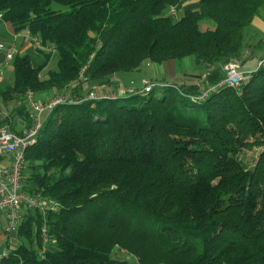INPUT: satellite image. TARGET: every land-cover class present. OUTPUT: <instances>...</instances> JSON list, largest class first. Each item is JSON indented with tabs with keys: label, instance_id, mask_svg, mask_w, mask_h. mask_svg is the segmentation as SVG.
<instances>
[{
	"label": "trees",
	"instance_id": "1",
	"mask_svg": "<svg viewBox=\"0 0 264 264\" xmlns=\"http://www.w3.org/2000/svg\"><path fill=\"white\" fill-rule=\"evenodd\" d=\"M182 1L0 0L2 20L16 34L28 30L45 58L37 66L15 55L12 86L0 90V105L21 101L27 130L26 93L69 90L83 69L110 87L148 63L193 58L200 68L186 74L195 83L152 79L147 95L47 113L26 151L23 190L56 207L26 213L20 245L0 264H129L126 255L137 264H264V66L239 90L193 99L226 65L244 70V32L264 0H199L179 18L166 14ZM53 57L57 69L44 76ZM78 88L72 94L85 98ZM6 126L23 134L8 118ZM254 148L261 152L248 165L241 155Z\"/></svg>",
	"mask_w": 264,
	"mask_h": 264
},
{
	"label": "built area",
	"instance_id": "2",
	"mask_svg": "<svg viewBox=\"0 0 264 264\" xmlns=\"http://www.w3.org/2000/svg\"><path fill=\"white\" fill-rule=\"evenodd\" d=\"M199 1V0H198ZM169 16L171 18H179L182 16L180 7L173 6L169 9ZM3 16L0 14V20ZM27 38H31L37 46L40 42L34 39L28 30L23 31ZM0 51L6 54V59L12 61L15 56L13 48H7L0 45ZM263 61L260 62L259 67L263 66ZM225 77L218 83L212 84L201 89L198 97L193 98L195 101H203L209 95L216 93L222 88L240 89L241 83L246 78L249 72L242 71L241 65L238 63H231L224 67ZM86 69H83L78 77V80L71 85V89L78 87V84L86 82L88 78L85 76ZM0 76L2 72L0 71ZM121 84V83H120ZM158 85L150 81H143L141 87L130 86L125 87L120 85L121 94H116L108 90L105 86L94 88L85 98H70L66 99L64 95H59L55 98L47 99L45 102H40L34 92L28 91L25 95V103L29 118L32 122L31 128L26 130L22 135L12 132L8 127L0 128V158L10 157L11 161L1 171L0 177V214L5 218L6 233H16L22 224L24 217L28 211L40 210L43 214L56 205L53 202L43 200V202L35 197H31L23 190L24 170H25V155L29 147L34 145L36 136L42 126L44 116L51 112L54 107L64 102L81 103L86 100H97L103 98H115L126 93L147 95ZM43 241L46 244L48 237L46 230L42 232ZM45 248L43 247L41 254ZM124 252V251H123ZM124 255V254H121ZM122 257V256H121Z\"/></svg>",
	"mask_w": 264,
	"mask_h": 264
},
{
	"label": "rangeland",
	"instance_id": "3",
	"mask_svg": "<svg viewBox=\"0 0 264 264\" xmlns=\"http://www.w3.org/2000/svg\"><path fill=\"white\" fill-rule=\"evenodd\" d=\"M54 9H62L61 7L54 5ZM169 11L166 12L168 15ZM257 21V22H256ZM262 45H259L261 44ZM50 51V49H48ZM48 50H46L48 52ZM41 54V53H40ZM264 58V12L262 13V16L258 17L255 19L253 25H251L249 28H247L244 32V50L242 52V59L246 61V63L243 65L244 70H247L248 68H257L259 67L260 60ZM45 61V58L43 54L39 56V61L36 62L35 65H40ZM264 62V61H263ZM264 66V63H263ZM11 67V66H10ZM57 69V59L53 57L46 68L43 70L42 74L45 76L47 72L52 71ZM3 74L4 71L0 70ZM200 68L196 67L194 63L193 58H188L184 60L180 64H163V65H158V64H152L148 63L145 64L143 67V70L138 73H133L130 75L124 76L123 81H119L117 78L115 79V83H112V85L107 86L104 85L108 90L115 92L116 94H121L120 92V85H124L125 87L130 86V83H134V86L136 87H141L143 81H150V80H167L170 82L182 84V83H195L196 78L188 76L186 74H199ZM43 76V78H44ZM129 80V81H126ZM131 80V81H130ZM160 82V81H159ZM121 83V84H120ZM79 86V91L81 94L88 95L94 88H98L101 86H97L95 84H92L91 81L88 79L86 82L78 84ZM4 90V88H3ZM50 98H55L59 95H64V97L67 99L72 98V96L78 98V96L73 93L72 94V89L69 88L61 91V92H50ZM36 98L42 103L47 101V99L43 98L41 95L38 96L37 94ZM49 98V99H50ZM21 101L18 102H13V105L9 109L12 111L17 110V107L20 105ZM7 127V126H6ZM261 152L260 148H254L252 150H245L243 152V155L241 157L243 158V161L247 163L248 165H253L255 160L258 158L259 154ZM25 176V175H24ZM35 198L41 200L43 202V199L40 198L39 196H36ZM124 254L126 255L127 252H123V250H117L114 254L115 257L117 255ZM122 255V257L124 256ZM125 258L128 259V261L131 263L135 262V259L131 257L130 255H126Z\"/></svg>",
	"mask_w": 264,
	"mask_h": 264
},
{
	"label": "crops",
	"instance_id": "4",
	"mask_svg": "<svg viewBox=\"0 0 264 264\" xmlns=\"http://www.w3.org/2000/svg\"><path fill=\"white\" fill-rule=\"evenodd\" d=\"M197 7H198V0H183L181 3L182 12L186 10H193L196 9ZM0 45H4L7 48L10 47L13 48L15 55L21 54V55L30 56L34 64H36V62L39 61V56L41 55L38 50V48H40L41 45L37 46V44L34 43L31 38H27L25 34H23V32L16 34L14 32L12 25L3 20H0ZM12 63L13 60L8 61L6 59V54L3 51H0V70L4 71V74L2 73V76H0V90L12 86V82H13ZM168 63L175 64L174 62H168ZM251 70H253V68H248L247 71L246 70L245 71L248 72ZM117 79L119 81H123L124 78H117ZM50 94L51 93H47L45 95H42V97L43 98L46 97L45 99H49L51 97ZM12 105L13 102L10 103L8 106H3L2 104L0 105L1 106L0 121L8 118L17 132L24 133L27 130V121L23 120L20 116H18L16 114V111H14V109H12V111L9 110ZM10 161H11L10 157L0 158V177H1L2 169L6 167ZM17 233L18 232L6 233L5 218L2 214H0V259L8 255L10 251L16 249L20 245L21 240L18 237ZM121 256L122 255H119L117 258ZM131 264H137V263L133 262Z\"/></svg>",
	"mask_w": 264,
	"mask_h": 264
}]
</instances>
